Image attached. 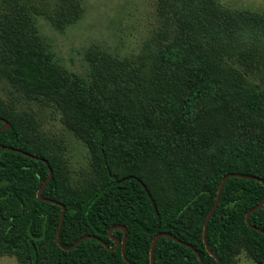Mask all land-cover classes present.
<instances>
[{"label": "trees", "instance_id": "trees-1", "mask_svg": "<svg viewBox=\"0 0 264 264\" xmlns=\"http://www.w3.org/2000/svg\"><path fill=\"white\" fill-rule=\"evenodd\" d=\"M57 2L52 11L48 0H0V79L15 94L0 99L10 125L0 146L22 151L0 148V254L19 264H128L116 229L124 226L132 264H152L161 233L177 240L159 239L154 264H233L242 254L264 264V235L246 221L264 200L258 180L226 181L209 250L204 238L226 176L264 180V14L158 0L165 26L148 52L128 59L91 48L80 75L60 63L38 19L64 32L83 17L84 0ZM21 99L56 105L88 149L85 170L71 167ZM31 156L53 170L42 197L55 203L39 199L49 168ZM250 222L264 231V205ZM87 236L96 239L66 250Z\"/></svg>", "mask_w": 264, "mask_h": 264}, {"label": "rangeland", "instance_id": "rangeland-1", "mask_svg": "<svg viewBox=\"0 0 264 264\" xmlns=\"http://www.w3.org/2000/svg\"><path fill=\"white\" fill-rule=\"evenodd\" d=\"M52 11L57 0H48ZM225 9L264 14V0H218ZM85 13L81 20L66 31L56 30L47 19L39 18L40 30L50 43L62 65L75 74L85 75L88 64L85 55L91 48L107 51L121 58L135 59L148 52L163 31L165 19L159 12L158 0H84ZM152 45V44H151ZM3 62L0 60V65ZM238 68L240 63L233 62ZM252 81L260 84L254 76ZM15 95L6 81L0 79V99L9 100ZM37 114L48 137L61 143L68 162L74 170H85L89 152L83 143L62 123V114L52 101L32 103L20 100ZM0 264H19L16 257L0 254ZM233 264H256L246 254Z\"/></svg>", "mask_w": 264, "mask_h": 264}, {"label": "water", "instance_id": "water-1", "mask_svg": "<svg viewBox=\"0 0 264 264\" xmlns=\"http://www.w3.org/2000/svg\"><path fill=\"white\" fill-rule=\"evenodd\" d=\"M0 121H2V122L5 124V126H4L3 128H0V131H4V130H7V129L10 128V125H9V123H8L7 121H5V120H3V119H0ZM0 148H5V149L11 150V151H15V152L22 153V151H19V150H16V149H11V148H6V147H3V146H0ZM27 155H28V154H27ZM28 156H30V155H28ZM31 157H32V158H35L36 160H41V161L44 162V163L48 166V168H49V177L47 178V180L45 181V183L43 184V186L41 187V189H40L39 192H38V197H39L40 200H42V201H49V200H45V199L42 197V191H43V189L45 188V186L49 183V181L52 179V176H53V170L51 169L49 163H48L45 159H41V158L34 157V156H31ZM231 177H240V178H245V179H249V180H258V181H260L261 183L264 184V180H262V179H260V178L249 177V176H243V175H239V174H229L228 176H226V177L224 178V180H223L222 183H221V186H220L219 192H218V196H217L216 203H215V205H214L212 211L210 212V214H209V216H208V218H207V220H206V224H205V228H204V238H205V242H206V245H207L208 250H209V246H208V243H207V229H208V224H209V222H210V220H211L213 214L215 213V211H216V209H217V207H218V204H219V201H220V197H221V193H222V190H223V188H224V185H225L226 181H227L229 178H231ZM127 179H128V178H127ZM49 202H53V201H49ZM53 203H55V202H53ZM263 205H264V200H263L258 206H256L255 208L251 209V210L248 212V214H247L246 221H247L248 226H249L251 229L256 230V231H258V232H260V233H262V234L264 235V231H263V230H261V229L255 227V226H253V225L251 224V222H250V216L252 215V213H254V212L260 210V209L263 207ZM60 206L62 207L63 212H62V217H61L60 228H59V231H58L59 233H60V230H61V227H62L63 221H64L65 210H66L65 207H64L63 205H60ZM116 229L123 230V232H124V238H123V241H122V243H123V252H122V253H123V258H124V260H125L128 264H132V263L127 259L126 254H125L126 239H127V229H126V227H124V226H118V227H116ZM162 237H168V238H172V239H174V240H177L175 237H173V236H171L170 234H167V233H161V234H158V235L156 236V238L154 239V241H153V245H152V252H151V262H152V264H154V250H155L156 244H157V242L159 241V239L162 238ZM87 239H96V237H94V236H87V237H84V238L80 239L78 242H76V243L74 244L73 247H71V248H69V249H66V250H72V249H74V248H75L76 246H78L81 242H83V241H85V240H87ZM112 239H114V240L117 242L116 247H118V246L121 244V241H120V240H117V239H115V238H113V237H112ZM178 242H180L181 244H183V245H185V246H188L189 248L193 249L192 247H190L189 245H187V244H185V243H183V242H181V241H178ZM58 243H60V236H59V235H58ZM110 250H112V249H110ZM193 250H194L195 252H197L195 249H193ZM197 254H198L199 260L203 263L202 258H201V255H200L198 252H197ZM212 255L215 256L214 254H212ZM217 260H218V263H220V262H219V259H217Z\"/></svg>", "mask_w": 264, "mask_h": 264}]
</instances>
